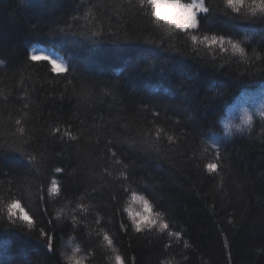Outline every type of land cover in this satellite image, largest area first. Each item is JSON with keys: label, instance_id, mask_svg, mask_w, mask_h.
<instances>
[{"label": "trees", "instance_id": "1", "mask_svg": "<svg viewBox=\"0 0 264 264\" xmlns=\"http://www.w3.org/2000/svg\"><path fill=\"white\" fill-rule=\"evenodd\" d=\"M216 3L224 8L223 0ZM73 8L79 17L74 31L79 35L57 37L58 27L65 26L62 19ZM138 13V8L121 6L120 0H0V141L19 144L33 155H37L34 149H43V157L38 159L50 160L44 170L49 179L59 180L63 175L54 172L61 162L66 167L71 163L73 168L81 164L76 180L62 181L65 196L49 195L46 203L38 201L39 181L33 183L32 176H17L8 168L6 174H0V185H4L0 187V244L9 264L26 260L75 264L76 259L81 264H117V255L125 264H264V75L258 71L264 67V42L256 34L259 26L240 24L239 35H233L239 40L245 33L250 37L246 51L254 67L249 69L231 50L209 49L193 44L182 32L154 29ZM67 19L71 22V15ZM221 21L238 23L217 14L197 34L232 35L224 31ZM101 27L103 35L93 38L91 32ZM113 31L115 37L109 34ZM253 49L261 60L254 59ZM33 50L62 59L76 71L67 78L51 73L47 61L28 60ZM81 84L92 90L90 100H77ZM13 95L15 101L5 107L4 97ZM160 103L184 111L183 115L169 111L168 119L162 112L159 126L171 127L176 119L186 123L190 115L200 125L199 131L207 133L198 141L211 137L225 145L222 151L231 158L232 176L225 175L223 182L210 179L198 164L183 158L185 145L176 150L164 148L163 173H158V161L129 151L126 162L135 161L137 166L132 189L144 194L147 184L155 196V210H166L171 230L181 236L161 235L158 229L136 233L134 228L125 235L119 225L122 219L131 224L124 211L130 194H121L118 205L105 199L107 207L100 209L91 206L98 201L78 194V186L86 182L83 169L93 153L96 134L101 148L114 137L134 136L138 124L152 120L144 107ZM25 112L33 125L26 136L39 137L34 144H24L22 137L13 135L15 126L9 113L15 118ZM245 113L252 117L251 129L245 126L244 133L232 138L223 135L224 125L242 124ZM55 125L62 131L69 128L78 137L83 129V138L71 142L75 147L69 148L54 133ZM196 131L190 129V143L197 142ZM10 156L19 162L12 167L24 172L29 161L18 153ZM197 156L198 163L210 159L200 157L199 151ZM31 168L35 170L36 165ZM159 174L165 180L163 191L154 187V183L159 185L154 180ZM10 181H16V187ZM12 198L22 199L37 230H51L54 256L47 255L38 231L8 226L7 205ZM77 203H83L87 211L78 209ZM98 215L103 217L99 224L95 222ZM50 220L54 223H47ZM103 233L113 238L115 252L103 240ZM168 242L172 246L165 248Z\"/></svg>", "mask_w": 264, "mask_h": 264}, {"label": "snow or ice", "instance_id": "2", "mask_svg": "<svg viewBox=\"0 0 264 264\" xmlns=\"http://www.w3.org/2000/svg\"><path fill=\"white\" fill-rule=\"evenodd\" d=\"M121 6L128 5L129 8H138L139 15L144 16L148 23L154 29H160L168 34L174 32H182L187 35L193 44H201L208 46L212 49L213 46L222 52H228L231 50L232 53L238 54L241 61L248 66L249 69L253 68L254 65L250 60L246 51V42L250 40V37L245 33L243 40L233 39V35H239L240 24L258 25L259 29L257 35L260 40L264 42V0H223L224 8L221 9L216 3V0H120ZM77 9H71L67 15H71V22L67 19V15L62 19L64 27H58L56 36L59 37L61 34L64 35H79L76 33V21L79 17L75 15ZM97 12L100 11L99 5H96ZM230 10V11H229ZM222 14L228 17L231 21L238 23L228 24L225 21H221V27L225 32L231 33L232 35L212 34V35H199L198 32L202 31L203 25L211 22L212 18ZM91 16V12L88 13ZM54 27L56 25L54 24ZM104 33L103 27L97 31H92L91 36L97 38L102 36ZM110 36L115 37L116 33L110 32ZM198 51V50H197ZM254 59L261 60L259 55H255V49H253ZM29 61L45 60L50 66V72L57 75L65 74L64 78H67V74L76 71L74 66L66 63L62 59H56L43 53L37 54L34 50L27 57ZM258 71L264 75V67L258 69ZM71 83V81H69ZM75 88V85H73ZM227 87V86H225ZM81 93L77 94V100L91 99L92 90L87 88L86 85L81 84ZM107 91V90H106ZM109 95L114 93L109 92ZM5 107L9 103L15 101V96H5ZM26 103L23 104V108H27ZM13 111H19L15 108ZM143 111L149 113L152 120L138 124L134 129L135 135L127 134L119 138H113L112 140H106L101 148V141L98 134L93 145V153L84 166V172L86 173L85 183L78 186V194L83 193L84 196L88 197L90 201H98L97 204L91 205L96 208H106L104 200H108L118 205L119 196L121 194H130L128 201V207L124 211L128 214V219L131 224L128 225L123 219L120 221V229L123 230L125 235L129 234V229L134 228L136 233L150 234L153 230L158 229L161 235H167L173 238H179L181 234L178 231H173L170 228V223L166 219L167 211L155 210L156 205L154 204L155 196L153 192L148 190L147 184L144 185V194H139L133 190L131 183L133 177L137 175L136 162L127 160L126 157L129 151L150 157L151 159L159 162L158 173H163L165 169L163 164L166 162L167 154L164 152V148L179 149L181 145H185V150L181 155L189 163L198 164L207 174L210 179H219L221 182L224 181L225 175L232 176L233 163L230 157H227L222 151L225 145L218 141L212 140L208 137L206 141H198V137L201 135H207L206 132L199 131L200 125L196 123L193 118L189 115L186 123H182L180 119H176L171 122V127L159 126L158 121L163 112L165 119H168L169 111H172L173 115H183V109L176 108L168 104L160 103L159 106L148 107L145 106ZM12 123L15 126V132L13 135H19L23 138L24 144H34L39 139L38 136L33 135L31 138L26 136V130H31L33 125L28 117L27 112L23 116L11 117ZM31 119H35L34 117ZM245 126L251 129L252 117L245 113V118L242 124H225L223 135L232 138L237 133H244ZM181 128L184 131H179ZM190 129H196V137L194 140L197 142L190 143L189 135ZM42 132L43 129H37ZM54 133L62 143H66L69 148H74L75 145L71 142L79 141L83 138V129L80 130L81 135L78 137L74 135L71 130L67 127L61 130L59 125L54 126ZM49 137L46 135L45 139ZM66 138V140H65ZM199 145V146H198ZM37 155H33L32 152L26 151L16 143H7L6 141H0V174L4 173V169L8 168L9 172H15L17 176L29 175L32 176V182L36 183V189L38 194V201L45 202L46 198L50 195L52 197L61 198L65 196L67 189L63 185L62 181L65 179L76 180L81 169V164L77 163L76 167L69 163L67 167L61 162L58 166L54 167V172L57 174H63L58 179H49L45 174L44 170L48 168L50 160L38 159V156L43 157V149L37 150ZM200 152V157L210 156L206 162L198 163L199 159L197 152ZM191 152V156L188 153ZM10 153H18L23 159L29 161V165L23 166L25 171L21 172L19 169H14L12 165L19 163L14 161L10 156ZM77 159L79 154L77 153ZM31 165H36L35 170L31 168ZM142 167V165H141ZM154 180L159 181V185L154 183V187L157 190L163 191L162 185L165 183L164 176L162 174L154 177ZM13 187H16V181H10ZM50 184V188H49ZM4 187V185H0ZM11 195V189H8ZM134 206H138L139 210H136ZM76 207L83 211H87L83 203H77ZM159 207H163L161 204ZM47 213V208L42 210ZM119 208H114L113 216ZM57 219H59L57 217ZM103 219L101 216L96 217V223L99 224L100 220ZM7 222L9 227L21 228L24 227L29 231H38V235L43 238L44 249L49 257L55 255L54 249V237L50 234L51 230H45L40 228L37 230L36 223L28 211L25 210V205L22 203L21 198H12L11 203L7 205ZM47 223H54L48 221ZM71 227V226H69ZM103 240L107 246L112 248L115 252L116 249L113 247V238L107 233H103ZM172 245L170 242L165 243V248H170ZM80 249L77 248L76 252ZM5 247L0 244V264H9L4 259ZM93 255H95L93 253ZM117 264H125L124 259L117 255ZM24 264H32L31 260H26ZM75 264H81V261L76 259Z\"/></svg>", "mask_w": 264, "mask_h": 264}]
</instances>
